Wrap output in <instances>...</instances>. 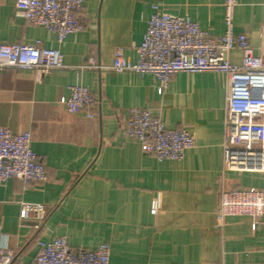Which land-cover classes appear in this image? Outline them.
Segmentation results:
<instances>
[{
  "label": "crops",
  "instance_id": "0c3cea01",
  "mask_svg": "<svg viewBox=\"0 0 264 264\" xmlns=\"http://www.w3.org/2000/svg\"><path fill=\"white\" fill-rule=\"evenodd\" d=\"M83 29L62 43L55 34L15 15V0H0V43L42 42L57 49L64 69L40 81L29 70L0 71V128L29 132L47 174L24 188L14 178L0 186V242L15 264H29L39 241L65 238L74 253L110 247L109 264H264V216L215 222L218 194L227 186L264 188V172L223 174L226 80L220 72L176 73L163 92L152 75L82 70L109 67L121 49L135 61L152 5L187 17L212 36L224 33V0H83ZM264 0H238L234 33L247 34L259 54ZM229 62L240 65L241 52ZM74 85L97 99L93 118L60 104ZM150 110L168 129L195 140L180 161H157L123 132L128 111ZM22 204L47 216L21 219Z\"/></svg>",
  "mask_w": 264,
  "mask_h": 264
},
{
  "label": "built area",
  "instance_id": "2783aa9c",
  "mask_svg": "<svg viewBox=\"0 0 264 264\" xmlns=\"http://www.w3.org/2000/svg\"><path fill=\"white\" fill-rule=\"evenodd\" d=\"M238 0H224V33L212 36L187 17L164 13L152 5L146 31L137 48V59H128L121 49L114 53L109 67L89 62L82 70H109L112 73L152 75L162 93L176 73L220 72L226 80L224 118L223 174L264 172V25L260 31L259 54H255L247 34L233 30V13ZM15 15L25 25L37 26L55 34L58 43L83 29V0H15ZM242 55L240 65L229 62L231 51ZM57 49L45 48L42 42L0 43V71L29 70L36 81L52 71L64 69ZM60 104L69 114L93 118L98 101L83 86L74 85ZM126 138L136 142L140 151L157 161H180L194 146V137L185 129H168L150 110L133 108L123 129ZM19 180L24 188L47 180L45 167L31 148L29 132L12 134L0 128V186L8 179ZM35 216L36 227L44 221L47 209L38 204H22L21 219ZM232 216H264V188L247 190L227 186L222 177L215 222L224 225ZM1 240V239H0ZM38 253L29 264H109L110 247L100 245L91 251L74 253L65 238L38 242ZM0 264H15L14 254L0 242Z\"/></svg>",
  "mask_w": 264,
  "mask_h": 264
}]
</instances>
